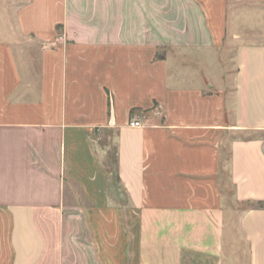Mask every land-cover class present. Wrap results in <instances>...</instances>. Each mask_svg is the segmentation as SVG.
<instances>
[{"label":"crops","instance_id":"obj_1","mask_svg":"<svg viewBox=\"0 0 264 264\" xmlns=\"http://www.w3.org/2000/svg\"><path fill=\"white\" fill-rule=\"evenodd\" d=\"M228 184L264 264V0H0V264H225Z\"/></svg>","mask_w":264,"mask_h":264},{"label":"rangeland","instance_id":"obj_2","mask_svg":"<svg viewBox=\"0 0 264 264\" xmlns=\"http://www.w3.org/2000/svg\"><path fill=\"white\" fill-rule=\"evenodd\" d=\"M230 50L227 48H222L216 51V55L212 58L207 59L209 62L205 67L202 66L203 70L206 71V74L211 77L213 81L220 82L225 88H230L231 83L233 82V72L235 70V61L234 57L230 54ZM217 86V85H216ZM96 139H99V143L106 144L108 146L105 149H110L113 159H115V144L116 136L113 131L110 132H99L96 136ZM102 145V146H103ZM224 155V159H225ZM108 159H106L107 161ZM114 168V167H113ZM114 177V169H112V174ZM113 186H117V183H113ZM227 194L229 200V212L226 218L227 223V234L228 241L226 246V262L225 264H248L249 263V247L248 243L245 240L242 232L240 231L238 225V213L237 211L243 208L242 204H238L237 208L234 207L232 198L233 191L231 186L228 184ZM233 205V207H232ZM234 208V209H233ZM231 210L233 212H231Z\"/></svg>","mask_w":264,"mask_h":264},{"label":"trees","instance_id":"obj_3","mask_svg":"<svg viewBox=\"0 0 264 264\" xmlns=\"http://www.w3.org/2000/svg\"><path fill=\"white\" fill-rule=\"evenodd\" d=\"M103 145V144H101ZM108 143L104 144L102 147H107ZM115 159H113L112 154H111V150L110 152H108V160L106 162V168L108 169V171L112 174V169H114V177L116 178L117 181H119V175H118V159H117V147L115 146ZM114 167V168H113ZM262 206V205H261ZM251 208V205H247L246 207H244V210H248Z\"/></svg>","mask_w":264,"mask_h":264},{"label":"built area","instance_id":"obj_4","mask_svg":"<svg viewBox=\"0 0 264 264\" xmlns=\"http://www.w3.org/2000/svg\"><path fill=\"white\" fill-rule=\"evenodd\" d=\"M141 125L140 121L137 119V120H132L130 122V126L132 127H139Z\"/></svg>","mask_w":264,"mask_h":264}]
</instances>
